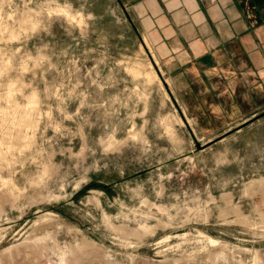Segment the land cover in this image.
Instances as JSON below:
<instances>
[{
  "label": "rangeland",
  "instance_id": "obj_1",
  "mask_svg": "<svg viewBox=\"0 0 264 264\" xmlns=\"http://www.w3.org/2000/svg\"><path fill=\"white\" fill-rule=\"evenodd\" d=\"M172 95L121 0H0V264H264V114Z\"/></svg>",
  "mask_w": 264,
  "mask_h": 264
},
{
  "label": "crops",
  "instance_id": "obj_2",
  "mask_svg": "<svg viewBox=\"0 0 264 264\" xmlns=\"http://www.w3.org/2000/svg\"><path fill=\"white\" fill-rule=\"evenodd\" d=\"M121 1L206 136L264 114V0Z\"/></svg>",
  "mask_w": 264,
  "mask_h": 264
}]
</instances>
